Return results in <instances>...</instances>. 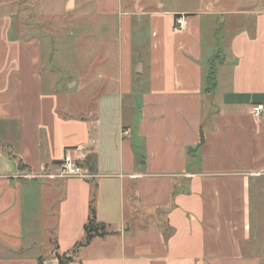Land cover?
Instances as JSON below:
<instances>
[{
	"label": "crops",
	"instance_id": "1",
	"mask_svg": "<svg viewBox=\"0 0 264 264\" xmlns=\"http://www.w3.org/2000/svg\"><path fill=\"white\" fill-rule=\"evenodd\" d=\"M29 2L0 0V264H264V8L93 0L117 70L67 87ZM67 151L91 178H42Z\"/></svg>",
	"mask_w": 264,
	"mask_h": 264
},
{
	"label": "rangeland",
	"instance_id": "2",
	"mask_svg": "<svg viewBox=\"0 0 264 264\" xmlns=\"http://www.w3.org/2000/svg\"><path fill=\"white\" fill-rule=\"evenodd\" d=\"M42 1L30 0L28 4L36 6V9H41ZM67 1L44 0V5L50 10L45 11L56 15V19L53 20L62 27L58 33L49 37V50L51 48L49 64L52 70L62 77L64 86L69 87L68 83L72 82L71 84H74V80H79V78L90 81V74L115 72L117 70L118 49L116 47V28L108 21L97 17L94 13L93 15L90 14L91 11H94L93 0H76V9L73 10V0L71 6L70 2L66 5ZM134 1L140 7L148 8L154 5L157 6L156 3L161 0ZM167 1L171 2L173 0ZM241 1L243 6L249 5L251 2V0ZM83 2L87 3L82 4ZM123 3H125V0ZM254 8H264V0H254ZM82 9L84 10L82 11ZM82 12H87L83 19L81 17ZM38 16L40 17L41 14H38ZM221 16V14H218L213 18V25L215 28L218 26L217 30L220 27ZM217 30H214L213 33ZM56 259L60 263L59 257H56Z\"/></svg>",
	"mask_w": 264,
	"mask_h": 264
},
{
	"label": "built area",
	"instance_id": "3",
	"mask_svg": "<svg viewBox=\"0 0 264 264\" xmlns=\"http://www.w3.org/2000/svg\"><path fill=\"white\" fill-rule=\"evenodd\" d=\"M188 21L187 15H179L175 21V29L177 31L182 30ZM253 115L256 119H260L262 114L264 113V106L257 105L253 108ZM124 134H128V132H124ZM79 159H75L72 157L71 151L66 152V156L62 161L58 173L56 174H47L42 176V178H58V179H89L90 175L84 173L83 167L80 165Z\"/></svg>",
	"mask_w": 264,
	"mask_h": 264
},
{
	"label": "trees",
	"instance_id": "4",
	"mask_svg": "<svg viewBox=\"0 0 264 264\" xmlns=\"http://www.w3.org/2000/svg\"><path fill=\"white\" fill-rule=\"evenodd\" d=\"M213 77H214V72L212 71V73H211L212 80H213ZM80 165L82 167H88L90 172H94V167L91 165L90 160H86L85 163L80 164ZM95 200H96V195H93L92 201L90 202V216H89L88 222L84 228V230H85L84 241L81 244H79L78 246H76V248L86 246L95 237H98V236L104 237L109 233L107 231L106 226L97 221L96 212H95L96 211L95 210V202H96ZM59 259H60L59 264H69L70 262H72V258H66L64 256L59 257Z\"/></svg>",
	"mask_w": 264,
	"mask_h": 264
},
{
	"label": "water",
	"instance_id": "5",
	"mask_svg": "<svg viewBox=\"0 0 264 264\" xmlns=\"http://www.w3.org/2000/svg\"><path fill=\"white\" fill-rule=\"evenodd\" d=\"M71 4H72V0H70V6H71Z\"/></svg>",
	"mask_w": 264,
	"mask_h": 264
}]
</instances>
